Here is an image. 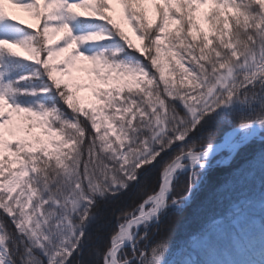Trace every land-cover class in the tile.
I'll return each mask as SVG.
<instances>
[{"label":"snow or ice","instance_id":"obj_1","mask_svg":"<svg viewBox=\"0 0 264 264\" xmlns=\"http://www.w3.org/2000/svg\"><path fill=\"white\" fill-rule=\"evenodd\" d=\"M217 124L264 143V0H0V264H264V153L259 189L156 238Z\"/></svg>","mask_w":264,"mask_h":264},{"label":"trees","instance_id":"obj_2","mask_svg":"<svg viewBox=\"0 0 264 264\" xmlns=\"http://www.w3.org/2000/svg\"><path fill=\"white\" fill-rule=\"evenodd\" d=\"M14 15L28 21L23 12L14 10ZM129 35L133 42L139 45V41L131 32ZM229 127L227 124L215 125L213 139L218 144L223 141ZM262 153H264V143L256 140L231 156L226 153L219 154L215 161H222L221 158H225L226 162H213L207 179L193 197L190 206L184 211L170 212L159 225L156 238L167 237L174 247L181 245L208 216L224 211L234 197L252 188L259 189L262 174L259 172L258 158ZM250 163L252 171L241 175L246 172Z\"/></svg>","mask_w":264,"mask_h":264},{"label":"rangeland","instance_id":"obj_3","mask_svg":"<svg viewBox=\"0 0 264 264\" xmlns=\"http://www.w3.org/2000/svg\"><path fill=\"white\" fill-rule=\"evenodd\" d=\"M73 76L76 77V79L74 80V83H78V84L82 85V87L78 91L77 95L81 98L82 104L87 107L91 102H93L92 90H91V87L89 86L92 82L90 81L87 73H85L83 71L73 70ZM225 141L226 140L223 139L222 143H225ZM258 141H260V140H258ZM221 153H226V154H228V156L229 155L231 156L236 152L232 151V144L230 143L224 151L218 152L217 156ZM224 159L225 158H221L222 161H215V162H223L224 163V162H226Z\"/></svg>","mask_w":264,"mask_h":264},{"label":"water","instance_id":"obj_4","mask_svg":"<svg viewBox=\"0 0 264 264\" xmlns=\"http://www.w3.org/2000/svg\"><path fill=\"white\" fill-rule=\"evenodd\" d=\"M226 149V146H224V145H219V150H218V152H222V151H224Z\"/></svg>","mask_w":264,"mask_h":264},{"label":"bare ground","instance_id":"obj_5","mask_svg":"<svg viewBox=\"0 0 264 264\" xmlns=\"http://www.w3.org/2000/svg\"><path fill=\"white\" fill-rule=\"evenodd\" d=\"M230 144V142L229 141H225V143L223 144L224 146H228Z\"/></svg>","mask_w":264,"mask_h":264}]
</instances>
